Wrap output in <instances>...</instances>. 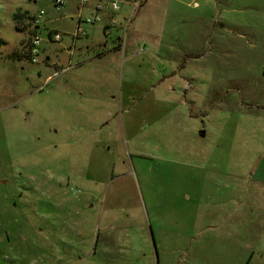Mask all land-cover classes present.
<instances>
[{"label":"rangeland","instance_id":"rangeland-1","mask_svg":"<svg viewBox=\"0 0 264 264\" xmlns=\"http://www.w3.org/2000/svg\"><path fill=\"white\" fill-rule=\"evenodd\" d=\"M54 1L0 0V264H264V0H148L121 51Z\"/></svg>","mask_w":264,"mask_h":264},{"label":"built area","instance_id":"built-area-1","mask_svg":"<svg viewBox=\"0 0 264 264\" xmlns=\"http://www.w3.org/2000/svg\"><path fill=\"white\" fill-rule=\"evenodd\" d=\"M82 1H86V0H82ZM95 5H94V13H89L88 15L85 16L84 19H78L75 28L73 30V32L71 33L72 38L75 40H78L79 38H82L84 36H86V31L84 29V24H99L103 22V18H102V14L101 11L103 10V5L101 4L102 0H93ZM109 3L110 9L112 12L117 11L120 9V5L122 3H126L128 5H131L133 7V13L135 10H137L142 4L144 0H106ZM55 4V9L58 11L60 10V8L62 9L65 6L64 1L62 0H55L54 1ZM192 6L196 7L197 4L196 2L192 1ZM44 13L43 10H39L38 15H36V17L34 18V22L36 24H34V26H38L40 24L39 18L40 16ZM132 12L130 14V16L128 18L125 19V29H127V27H129L130 21L132 19ZM117 22L116 20H114L112 17L109 18V21L107 23L106 26H104L103 28V33L105 35L109 34L110 28H112L113 26H116ZM49 40L50 41H58L61 40V35L59 32H53L52 34H50L49 36ZM40 41H41V37L38 34H34L32 36V40L30 41V46H29V54H30V60L31 62H36L38 59V56L41 52L40 50Z\"/></svg>","mask_w":264,"mask_h":264},{"label":"crops","instance_id":"crops-1","mask_svg":"<svg viewBox=\"0 0 264 264\" xmlns=\"http://www.w3.org/2000/svg\"><path fill=\"white\" fill-rule=\"evenodd\" d=\"M147 1L148 0L143 1L141 8H144ZM101 4L103 5V10L101 11V14L103 17V22H102L103 24L101 26L102 32H103L104 26L107 25L110 17H112L114 20H116L117 25L110 28L109 35L110 36H114V34L116 35V38H115L113 46H112V48H113L112 51H121L122 48L124 47V43H126V33H127V29H128V27H127V29L124 28L125 24H122V21H123V19L125 20L126 18H128L130 16L131 12L134 15L135 11L133 13V10H134L133 7L131 5L126 4V3H122V4L126 5V7H130V10H128L127 12L121 11L122 10V7H121L122 4L120 5V9L117 11H114V12L111 11L109 3L106 0H102ZM94 5H95V3L93 0H86V1L81 0L80 4H78V6H77V11L80 12L85 6H87L89 12L94 13V11H93ZM140 9L138 8V10H140ZM133 15H132V17H133ZM130 22H132V21H130ZM121 26H122V28H121ZM115 28L117 30H114ZM120 33L122 35H120ZM135 38L139 39L138 35H136ZM72 41H73V44L75 42H77V40L76 39L74 40L73 38H72ZM102 46L104 47V49L102 51L99 50L100 52L98 51L99 55L100 54L102 55L103 53L106 52L105 44H103ZM85 47L88 49L89 45H85Z\"/></svg>","mask_w":264,"mask_h":264},{"label":"trees","instance_id":"trees-1","mask_svg":"<svg viewBox=\"0 0 264 264\" xmlns=\"http://www.w3.org/2000/svg\"><path fill=\"white\" fill-rule=\"evenodd\" d=\"M16 18H17V16H16ZM16 28L18 29V26L16 25ZM2 44V41L0 40V45Z\"/></svg>","mask_w":264,"mask_h":264},{"label":"flooded vegetation","instance_id":"flooded-vegetation-1","mask_svg":"<svg viewBox=\"0 0 264 264\" xmlns=\"http://www.w3.org/2000/svg\"><path fill=\"white\" fill-rule=\"evenodd\" d=\"M201 133H203V132L201 131Z\"/></svg>","mask_w":264,"mask_h":264}]
</instances>
